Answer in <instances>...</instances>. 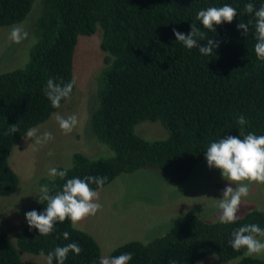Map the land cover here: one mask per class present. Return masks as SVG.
Returning <instances> with one entry per match:
<instances>
[{
    "label": "trees",
    "instance_id": "16d2710c",
    "mask_svg": "<svg viewBox=\"0 0 264 264\" xmlns=\"http://www.w3.org/2000/svg\"><path fill=\"white\" fill-rule=\"evenodd\" d=\"M35 1L0 0V27L25 21ZM39 1L26 63L0 74V197L12 195L18 186V177L8 163L12 147L74 94L75 84L71 96L59 108L52 107L44 94L47 80L62 84L74 80L72 63L78 37H90L98 28L100 47L107 57L96 79L89 131L113 156L92 159L75 153L64 179H41L39 186L48 185L54 194L67 179L99 176L106 177L105 187L118 176L140 169L157 170L170 185L177 186L205 159L212 142L227 135L243 138L249 132L264 135V60L254 50V21L246 36L237 29L238 23L253 20L244 13L245 4L259 8L264 0ZM224 4L235 7L237 17L209 32L196 19L197 12ZM191 24L218 42L213 55L204 56L198 48L188 49L176 41L173 29L188 34ZM204 43L206 40L198 41ZM240 115L246 124L237 123ZM144 121L160 122L167 138L147 141L137 136L135 126ZM11 125L18 132L12 133ZM91 187L96 191L103 188ZM45 208L46 203H39L34 210L39 213ZM253 223L264 228L263 211L252 210L228 224L207 223L191 215L163 236L147 243L127 242L109 256L131 253L129 264H196L210 255L223 263L241 257L237 264H264L261 259L242 257L246 249L234 250L229 243L234 229ZM64 231L70 234L67 240ZM73 242L83 251L79 255L69 252L64 264H99L98 244L75 229L69 219L57 221L47 236L26 223L15 245L0 226V264H22L19 250L39 255L43 249L47 255Z\"/></svg>",
    "mask_w": 264,
    "mask_h": 264
},
{
    "label": "rangeland",
    "instance_id": "374dc122",
    "mask_svg": "<svg viewBox=\"0 0 264 264\" xmlns=\"http://www.w3.org/2000/svg\"><path fill=\"white\" fill-rule=\"evenodd\" d=\"M39 9L40 1L37 0L25 21L0 27V74L20 68L26 63L34 42L31 33L35 17L33 13L39 12ZM13 28L26 31L27 38L14 43L9 39ZM100 44L99 28L90 37H78L72 63L74 94L48 120L33 128L38 130L37 135L50 132L53 139L37 145L34 138H26L24 135L11 149L8 163L18 177V186L12 195L0 197V226L13 245L16 244L19 231L27 223L25 213L34 210L39 204L37 196L40 180L53 178L47 174L49 168L70 167L75 153L92 159L113 156V152L99 143L89 131V117L95 106L92 99H95L96 79L106 65L107 54L102 51ZM56 113L64 117L72 114L78 117V124L70 134L60 129L55 120ZM135 133L147 141H161L168 136L160 122H141L135 126ZM50 151L53 153L51 156L48 155ZM228 184L219 169L208 167L206 159L198 163L188 179L177 186L170 185L157 170L140 169L122 174L98 190L97 202L102 205V209L73 227L89 234L96 241L102 257L109 256L115 248L127 242L146 243L161 237L176 223L191 215H197L207 223L219 222L218 203ZM249 188L248 196L242 198L237 214L239 218L252 210L264 212V184L252 183ZM153 212L160 215L152 218L149 215ZM137 220L144 222L140 224ZM18 253L22 264H45L40 255L20 250ZM242 257L264 260V254L248 255L246 251ZM240 259L238 257L223 263L215 255H210L198 260L196 264H237Z\"/></svg>",
    "mask_w": 264,
    "mask_h": 264
},
{
    "label": "clouds",
    "instance_id": "9594fccd",
    "mask_svg": "<svg viewBox=\"0 0 264 264\" xmlns=\"http://www.w3.org/2000/svg\"><path fill=\"white\" fill-rule=\"evenodd\" d=\"M244 13L250 14L253 20L248 23L240 22L237 29L242 30V35L249 33L250 25L253 24L256 33L255 53L259 59L264 60V4L259 8L253 3L244 6ZM237 17L235 7L224 4L221 7H208L200 10L196 14V19L200 21L209 32L215 31V26L221 23H231ZM191 31L188 34L173 29L176 41L182 42L188 49L198 48L204 56L214 54L218 42L210 39L195 24L190 25ZM28 33L20 28H13L9 34V39L14 43H20L27 38ZM203 45L198 41H204ZM75 81L66 84L58 83L53 78H49L44 88V94L51 102L52 107L59 108L61 101L69 98L72 94ZM60 129L65 134H70L78 124V117L75 114L67 117L59 113L55 114ZM237 123L244 125L246 118L240 115ZM16 125H11V132H18ZM37 129H31L26 133V138H34L37 145L46 144L53 139L50 132L45 131L37 135ZM49 156L53 155L50 151ZM205 159L209 168L219 169L221 176L229 182L222 191V198L219 199L218 208L220 210L219 222L222 224L235 223L239 216L242 198L247 197L250 191L249 185L252 183L264 184V135H255L249 132L247 135L231 136L227 135L223 139L212 142L205 152ZM68 169L58 170L55 167L48 169V176L64 179ZM106 177L86 176L83 179L73 177L67 179L62 189L53 194L48 185H41L38 189V203L45 204L46 208L42 212L31 210L25 213V219L30 228L38 230L39 235L47 236L52 233L57 221L63 223L69 219L73 225L83 219L94 216L102 209L98 203L99 193L91 185L102 188ZM247 183H244V182ZM231 185H235L232 187ZM65 240L69 239V232L62 233ZM232 239L229 241L234 250L246 249L248 255L264 254V228L257 224H245L231 233ZM147 243V242H146ZM83 249L77 242L69 243L65 246H58L53 251L45 255L43 249L39 255L44 258L45 264H64L69 252L79 255ZM133 259L131 253H123L118 256H103L99 264H129Z\"/></svg>",
    "mask_w": 264,
    "mask_h": 264
},
{
    "label": "crops",
    "instance_id": "0c3cea01",
    "mask_svg": "<svg viewBox=\"0 0 264 264\" xmlns=\"http://www.w3.org/2000/svg\"><path fill=\"white\" fill-rule=\"evenodd\" d=\"M152 215H154V216H152ZM156 215H160V214L157 213V212H153V213H151L149 216L152 217V218H154ZM137 221H138V220H137ZM138 222H140V221H138ZM142 222H144V221H142ZM142 222H140V224H141ZM151 225H152V224H151ZM151 225H150V226H151ZM150 226H149V227H150ZM146 231H147V228H146ZM122 245H123V244H122ZM120 246H121V245H120ZM118 247H119V246H118Z\"/></svg>",
    "mask_w": 264,
    "mask_h": 264
}]
</instances>
